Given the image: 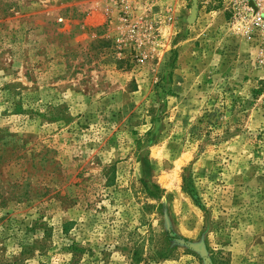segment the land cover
<instances>
[{"label":"rangeland","instance_id":"374dc122","mask_svg":"<svg viewBox=\"0 0 264 264\" xmlns=\"http://www.w3.org/2000/svg\"><path fill=\"white\" fill-rule=\"evenodd\" d=\"M231 18L0 0V264H264V72Z\"/></svg>","mask_w":264,"mask_h":264},{"label":"built area","instance_id":"2783aa9c","mask_svg":"<svg viewBox=\"0 0 264 264\" xmlns=\"http://www.w3.org/2000/svg\"><path fill=\"white\" fill-rule=\"evenodd\" d=\"M223 3L231 9V23L242 31L248 43L257 47L255 63L264 72V0H223Z\"/></svg>","mask_w":264,"mask_h":264},{"label":"trees","instance_id":"16d2710c","mask_svg":"<svg viewBox=\"0 0 264 264\" xmlns=\"http://www.w3.org/2000/svg\"><path fill=\"white\" fill-rule=\"evenodd\" d=\"M7 146H9V143L6 141H2V137H0V165H4V163L6 162L5 160H9L7 157V154H8ZM18 148H20V146H18ZM14 153H16V152H13V150H11L10 154L12 155ZM3 161H5V162H3ZM141 163H142V173L147 174L149 171L148 170V161L142 160ZM154 188L156 190H158L156 186H154ZM152 196H155V195H152ZM168 256L169 255L166 253V249L161 248L159 246L155 249V252H154L155 260H157V261L158 260H165L168 258ZM131 260L134 261L135 263H140L142 261V256L138 255L136 249L132 250Z\"/></svg>","mask_w":264,"mask_h":264}]
</instances>
